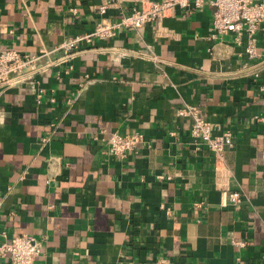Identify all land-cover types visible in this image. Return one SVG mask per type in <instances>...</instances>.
I'll use <instances>...</instances> for the list:
<instances>
[{
    "label": "crops",
    "instance_id": "crops-1",
    "mask_svg": "<svg viewBox=\"0 0 264 264\" xmlns=\"http://www.w3.org/2000/svg\"><path fill=\"white\" fill-rule=\"evenodd\" d=\"M147 1L0 0V48L41 54L0 87V241L32 234L35 264H264V18L252 58L209 37L207 0L58 47ZM187 108L230 131L220 158ZM113 130L142 138L114 156Z\"/></svg>",
    "mask_w": 264,
    "mask_h": 264
},
{
    "label": "built area",
    "instance_id": "built-area-1",
    "mask_svg": "<svg viewBox=\"0 0 264 264\" xmlns=\"http://www.w3.org/2000/svg\"><path fill=\"white\" fill-rule=\"evenodd\" d=\"M203 0H150L139 6H132L113 22L98 19L93 28L77 37L67 38L58 47L63 49L76 48L78 40L90 41L93 37L105 39L112 35L117 25L138 27L143 22L161 17L175 6L195 8ZM212 6L209 37L226 31H232L237 41L244 38L243 51L248 57L258 56L255 50V30L264 18V0H207ZM106 4L98 6L103 12ZM41 54L20 53L13 48H0V87L12 84L28 71L36 68L35 62ZM257 89L264 93V80ZM190 115L189 134L204 143L217 158L221 157L222 149L231 144V133L224 129L218 133L211 131L210 123L195 108H187ZM142 138L139 131L118 132L113 130L106 138L107 151L118 157L127 155ZM160 177V175H158ZM223 193L230 203H239L240 192L235 189H225ZM200 203V201H198ZM41 242L28 233H16L0 241V255L6 256L10 264H35L34 258L39 254ZM153 264H169L166 258H157Z\"/></svg>",
    "mask_w": 264,
    "mask_h": 264
}]
</instances>
